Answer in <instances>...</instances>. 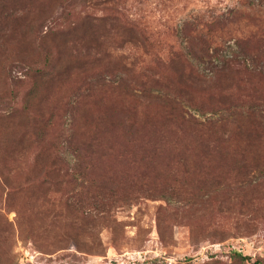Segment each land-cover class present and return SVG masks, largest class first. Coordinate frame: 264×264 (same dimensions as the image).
Returning a JSON list of instances; mask_svg holds the SVG:
<instances>
[{
  "label": "rangeland",
  "instance_id": "rangeland-1",
  "mask_svg": "<svg viewBox=\"0 0 264 264\" xmlns=\"http://www.w3.org/2000/svg\"><path fill=\"white\" fill-rule=\"evenodd\" d=\"M257 261L264 0H0V264Z\"/></svg>",
  "mask_w": 264,
  "mask_h": 264
},
{
  "label": "trees",
  "instance_id": "trees-1",
  "mask_svg": "<svg viewBox=\"0 0 264 264\" xmlns=\"http://www.w3.org/2000/svg\"><path fill=\"white\" fill-rule=\"evenodd\" d=\"M132 30H134V31L136 30L135 33H137V35H141L142 36L140 30L138 29L137 24H134L133 25V29ZM177 60H178V56H177L176 53H174V54H172V56L170 57V59L167 60V62H168L167 65L170 66V65L173 64L172 68H174L177 76H179L181 78H184V73H182L180 71V69H177L178 63H175ZM158 61L161 62V63L163 62L160 57H158ZM229 61L230 60H228L227 62H229ZM165 63H166V61H164L162 63V65H165ZM188 75H191V74H188ZM200 76H201V78H200ZM200 76H199V79L197 78V80H199L201 82H204L205 85H206V83H207L208 80H210L211 78H213L212 73L211 74H209V73L202 74ZM180 99H181V97H180ZM158 100L161 101V102H163V104H164L163 105V109H164L163 111H164V115L166 116L167 119H171L173 117V115L176 114V112H175L176 110L177 111H181L180 108H179L180 107V101L178 100V98L176 96H164L162 98L159 97ZM197 110H199L200 112L203 111V109H201V108L200 109H197ZM66 143H67V145H72L73 144L72 140H68V141H66ZM59 146H60V143L54 146L55 151H54V154H53V156H52V158L50 160V167L52 169H54V170L55 169H57V170H63L64 167H74V168L75 167H79V165L76 164V163H74L73 165L70 163L71 162V159L69 157V153L60 154L57 151V147H59ZM206 148H207L206 146H202V149H203L202 152H204V150ZM73 152L74 151L72 150V153ZM91 154H93V152ZM258 186H259V184H258ZM175 193H173V194H175ZM73 204L74 203H72V205ZM72 205L70 203V206H72ZM235 254H236V257H239L240 259H242L241 255L239 253L238 254L235 253ZM252 264H263V263L257 261V262H254Z\"/></svg>",
  "mask_w": 264,
  "mask_h": 264
}]
</instances>
